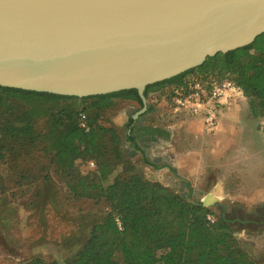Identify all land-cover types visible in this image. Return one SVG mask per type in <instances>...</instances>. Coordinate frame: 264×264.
<instances>
[{"label": "trees", "instance_id": "trees-1", "mask_svg": "<svg viewBox=\"0 0 264 264\" xmlns=\"http://www.w3.org/2000/svg\"><path fill=\"white\" fill-rule=\"evenodd\" d=\"M193 80L207 89L232 81L242 90L249 115L264 117V34L246 47L209 57L197 68L147 86L144 94L148 97L165 86L172 87L170 92L184 90ZM128 100L142 108L136 90L75 98L0 87V167L18 174L16 182H6L0 208L7 209L38 181L49 179L42 174L48 169L37 160L33 164V168L40 166L37 170L21 166L42 149L53 172L64 180L70 199L94 200L106 210L64 263L33 257L23 264H255L237 246L227 223L219 218L211 223L208 209L136 172L121 151L120 131L103 122ZM40 120L45 123L42 130L37 126ZM126 129L125 140L135 151L157 137L169 136L158 128L136 126L135 120H129Z\"/></svg>", "mask_w": 264, "mask_h": 264}, {"label": "water", "instance_id": "water-1", "mask_svg": "<svg viewBox=\"0 0 264 264\" xmlns=\"http://www.w3.org/2000/svg\"><path fill=\"white\" fill-rule=\"evenodd\" d=\"M262 34L264 0H0V87L75 98L136 90L142 114L147 86Z\"/></svg>", "mask_w": 264, "mask_h": 264}, {"label": "rangeland", "instance_id": "rangeland-1", "mask_svg": "<svg viewBox=\"0 0 264 264\" xmlns=\"http://www.w3.org/2000/svg\"><path fill=\"white\" fill-rule=\"evenodd\" d=\"M171 88V86H165L161 91L156 92L157 95L161 93L162 95L158 99L156 97L154 103L149 105V108L154 109L155 119L136 120L138 126L169 132L170 135L166 141L174 150L169 157L166 155L157 157L155 142L149 141L147 145H142L141 151H135L125 140L129 120L119 116L131 104L129 100L107 114L103 122L120 131L121 151L144 179L159 183L189 203L201 205L202 199L209 193L198 192L196 188L199 186L206 188L209 181L215 179V174L211 173L213 171L212 153H210L211 156L209 155L211 161H208L206 173L200 175L201 178H207L205 185H199L197 181H186L180 169L175 167L154 170L144 161L146 159L149 162H156V158H161L164 160H157L158 163L166 161L173 165L178 158L177 160H182L181 162L185 160L196 168L201 151L212 150L205 142L211 139L214 133H204L199 119L173 116L170 113L166 97ZM131 102L135 106V112L140 110L136 102ZM245 104H247L246 99L238 102L239 108L244 107ZM242 115L246 117V120L248 119L246 124L254 132L250 136L253 146L264 151V140L257 128L258 119L252 118L244 110ZM229 124L232 125V123ZM37 126L42 130L45 127L44 120H40ZM36 160L40 166L48 169L47 173L42 172V174H48L49 179L38 181L36 187L22 195L19 200H15L7 209L0 208V264H23L33 257H40L46 263H64L74 254L77 244L88 236L93 225L97 224L105 214V207L101 203L85 199L72 200L67 196L64 191V180L53 172L55 168L49 165L50 158L42 149H38L32 156L25 159L21 166L30 171L37 170L40 166L33 168ZM81 169L85 172L87 167L83 164ZM218 172L221 176L222 172L220 170ZM17 179L18 174H15V171L6 170V167L2 165L0 196L7 191L9 184L6 182L13 183ZM230 179L227 175V180ZM262 185L264 186L263 183ZM249 193L245 190L235 194L225 192L223 200L216 201L217 203L206 209L212 213L209 217H212L213 221L219 218L230 226L237 246L244 250L255 264H264V200L250 199ZM117 260H119L118 256Z\"/></svg>", "mask_w": 264, "mask_h": 264}, {"label": "crops", "instance_id": "crops-1", "mask_svg": "<svg viewBox=\"0 0 264 264\" xmlns=\"http://www.w3.org/2000/svg\"><path fill=\"white\" fill-rule=\"evenodd\" d=\"M157 94L158 93H151L148 95L147 109H149V105H151V103H154ZM244 100L234 101L223 108L218 125L213 132L214 135L211 139L205 142L208 144L210 149L212 148V150L210 151L205 149L204 151H201L200 155L198 154L199 160L196 168L190 165V163L185 162V160L183 162H181L182 160H177L178 158H176V163L173 165L166 161H164L165 163H158L157 160H160L161 158H156V162L150 161V165L148 166L154 170H163L166 168L168 169L169 167H175L176 169H180L186 181H197L199 185H205L207 178H201L200 175L206 173L209 164L208 161L211 156L210 153H212L213 171L211 173L215 174V179H213V181H209L210 183L206 186V188H203V186L196 188L198 192L203 191L209 193L208 196H204V199L206 197H210L215 201H219L224 199L223 196L225 192L235 194L245 190L250 192V199H260V201L264 200V186L262 185V183L264 184V151L253 146V140L250 136H252L254 132L252 131V128L246 124L248 123V119L246 120V117L242 115L243 110L249 115L247 104H245L244 107L241 106V108H239L240 106L238 105V102ZM130 103L126 110L123 111V116L121 115L119 118L124 117L126 118L125 120L155 119L153 117L154 109L148 113H146V111L145 113L139 114V110L136 112L134 111L135 106H133V102L130 101ZM137 113L138 116L134 119V115ZM183 117L192 116L185 115ZM196 119L198 120L199 118ZM199 121L201 122L200 119ZM229 123H232V125ZM202 131L204 132L203 128ZM155 150L157 151V157L158 155H166V157H169V155H172V152L174 151L170 143L161 137H157L155 139ZM161 160L163 161L164 159ZM259 168L262 169L259 170ZM219 170L222 172L221 176L218 175ZM227 175L230 176V180H227ZM194 185L195 184H193V186Z\"/></svg>", "mask_w": 264, "mask_h": 264}, {"label": "built area", "instance_id": "built-area-1", "mask_svg": "<svg viewBox=\"0 0 264 264\" xmlns=\"http://www.w3.org/2000/svg\"><path fill=\"white\" fill-rule=\"evenodd\" d=\"M169 102V110L173 116H185L199 118L201 120L204 132L211 134L218 125L219 118L224 107L234 101L244 100L242 90L230 80H224L219 83L212 84L207 89L200 82L193 80L187 85V88H173ZM81 127H85V117L80 116ZM258 131L264 139V117L258 119ZM90 168L94 167L92 162L88 163ZM213 223V218L208 217ZM118 226H120L118 224Z\"/></svg>", "mask_w": 264, "mask_h": 264}, {"label": "bare ground", "instance_id": "bare-ground-1", "mask_svg": "<svg viewBox=\"0 0 264 264\" xmlns=\"http://www.w3.org/2000/svg\"><path fill=\"white\" fill-rule=\"evenodd\" d=\"M208 204H212L213 201H215L214 199L210 198V197H206L204 199Z\"/></svg>", "mask_w": 264, "mask_h": 264}, {"label": "flooded vegetation", "instance_id": "flooded-vegetation-1", "mask_svg": "<svg viewBox=\"0 0 264 264\" xmlns=\"http://www.w3.org/2000/svg\"><path fill=\"white\" fill-rule=\"evenodd\" d=\"M135 125L138 126V123L136 122V120H135ZM152 142H155V141H152Z\"/></svg>", "mask_w": 264, "mask_h": 264}]
</instances>
